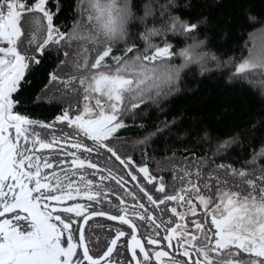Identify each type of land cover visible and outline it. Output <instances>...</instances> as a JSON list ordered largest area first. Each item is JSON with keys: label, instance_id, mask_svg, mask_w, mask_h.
<instances>
[{"label": "snow or ice", "instance_id": "obj_1", "mask_svg": "<svg viewBox=\"0 0 264 264\" xmlns=\"http://www.w3.org/2000/svg\"><path fill=\"white\" fill-rule=\"evenodd\" d=\"M62 10L60 0H0V264H264V166L252 167L264 159V147L240 168L185 157V167L173 164L169 183L111 145L142 106L179 90L182 69L198 64L203 73L209 60L220 66L215 54L202 51L207 38L193 35L206 18L192 23L165 8L160 28L135 36L129 31L138 19L131 0H77L79 19L67 31L55 23ZM150 15L148 9L139 19ZM173 36L192 42L177 50L169 42ZM53 53L65 59L48 73L33 103L71 92L82 94L83 107H69L49 124L16 112L15 95ZM223 65L231 70L230 83L255 81L264 89V31L250 34L241 55ZM56 124L71 131L49 139L37 131ZM170 126L136 144L147 146ZM202 138L210 139L207 132ZM237 143L243 150L237 135L217 144L213 157ZM128 198L135 202L131 207ZM94 217L127 226L116 229L96 257L91 253L100 238L93 244L85 234Z\"/></svg>", "mask_w": 264, "mask_h": 264}, {"label": "trees", "instance_id": "obj_2", "mask_svg": "<svg viewBox=\"0 0 264 264\" xmlns=\"http://www.w3.org/2000/svg\"><path fill=\"white\" fill-rule=\"evenodd\" d=\"M131 2L138 19L132 22L129 31L135 36L146 28H160L163 22L161 12L165 8L171 16H179L192 23L206 18L207 22L193 35L201 40L207 38L202 51L215 54L220 66H217L216 61L209 60L203 66L207 69L203 73L201 65L198 64L182 69L179 90H174L159 103L148 102L146 106H142L135 122L132 119L125 120L128 126L117 133L119 139L112 140L111 145L122 156H131L137 165L146 164L149 170L182 164L185 157L193 155L212 157L215 164H232L233 167L240 168L245 161L252 159L254 150L259 151L264 147V89L255 81L251 85L230 83L228 78L231 70L223 65V61L230 57H239L249 35L264 29V0H173L171 7H167L169 0ZM60 3L63 10L55 23L66 26L62 30L67 31L79 19L77 0H60ZM148 9L154 15L148 16L142 23L139 17H144ZM160 39L153 38V42L159 43ZM169 42L179 50L192 41L182 36H173ZM140 43L142 45V41ZM123 47L124 44L121 43L118 49ZM243 54L247 55V52ZM63 59V53L59 58L53 53L45 56L42 63L31 71L27 77L31 84H25L15 95V99L20 102L16 112L50 124L68 108V104L57 99L38 106L33 103L41 89L48 84V73L56 71L57 65ZM173 63L179 65L182 60L176 57ZM165 123L171 126L162 134L153 137L147 146L136 144L155 132L157 127L163 128ZM141 124L144 125L143 128L140 127ZM56 127L59 129L38 128L37 131L47 133L45 139H49L53 132L58 135L63 129L61 125ZM205 132L210 139L202 138ZM237 135L243 143V150L241 144L237 143L227 153L213 157L217 144ZM262 166L264 159L258 158L252 167Z\"/></svg>", "mask_w": 264, "mask_h": 264}, {"label": "flooded vegetation", "instance_id": "obj_3", "mask_svg": "<svg viewBox=\"0 0 264 264\" xmlns=\"http://www.w3.org/2000/svg\"><path fill=\"white\" fill-rule=\"evenodd\" d=\"M53 122L54 121L50 122V124ZM57 125L60 124H56V126ZM56 126L53 129H59ZM61 128L67 129V131L65 132L71 131L66 127V125H61ZM104 160H107L106 155ZM150 172L153 175H157V176L163 175L164 179L167 182L169 181L170 174L169 171L167 170L162 171V169H155V170H150ZM140 178H141V182H143L142 175ZM129 186L131 187V183ZM149 188L151 189V186H149ZM131 190L136 191V189H131ZM152 191H154V189ZM126 202L130 207L135 203L130 198H128ZM94 208L96 211H109V209L106 206L105 207L94 206ZM111 214H116V213L115 211H112ZM81 223H83V221H81ZM119 228H123L124 230H127L126 225H121L118 221H110L106 217H94L92 220L88 221V223L85 225L86 238L91 239L93 244H95L97 237L100 238L99 245L95 248V251L91 253L94 255V257L103 254V251H105L107 247V241L110 240L115 235V230ZM114 258L117 260L123 259V257L117 255L116 253H114ZM128 259H130V253L128 254Z\"/></svg>", "mask_w": 264, "mask_h": 264}, {"label": "rangeland", "instance_id": "obj_4", "mask_svg": "<svg viewBox=\"0 0 264 264\" xmlns=\"http://www.w3.org/2000/svg\"><path fill=\"white\" fill-rule=\"evenodd\" d=\"M260 31H264V29L263 30H260ZM259 31V32H260ZM66 71H70V70H66ZM56 85L55 84H53V87H52V89H53V92H55V89H56ZM55 95H56V97H57V100H59V101H61V102H63V103H66V104H68V108L69 107H71V108H73V109H76L77 108V106H79L81 109H82V107H83V99H82V94L81 95H77L76 93H71V92H69V93H67V95L66 96H64V97H61V94L59 93V92H55ZM72 115H75V114H78V113H76L75 111H73L72 113H71ZM56 119V118H55ZM55 121V120H54ZM176 166V168L178 169V168H180V167H185L186 166V162H184V163H182V164H179V165H175ZM173 167V165L172 166H169V167H163L162 169L163 170H167V171H169V174H170V177H169V183H171L172 182V179H173V175H172V172L170 171V169ZM208 171H212L211 169H209ZM142 175V174H141ZM206 175V174H205Z\"/></svg>", "mask_w": 264, "mask_h": 264}]
</instances>
